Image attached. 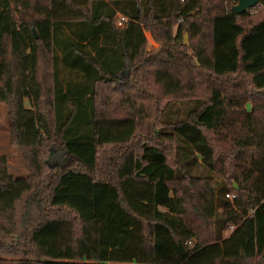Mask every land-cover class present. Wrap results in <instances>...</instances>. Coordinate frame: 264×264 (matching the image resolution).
<instances>
[{"label": "trees", "instance_id": "1", "mask_svg": "<svg viewBox=\"0 0 264 264\" xmlns=\"http://www.w3.org/2000/svg\"><path fill=\"white\" fill-rule=\"evenodd\" d=\"M236 2L0 0V264H264V6Z\"/></svg>", "mask_w": 264, "mask_h": 264}, {"label": "rangeland", "instance_id": "2", "mask_svg": "<svg viewBox=\"0 0 264 264\" xmlns=\"http://www.w3.org/2000/svg\"><path fill=\"white\" fill-rule=\"evenodd\" d=\"M252 11L253 10H250V12ZM184 35L186 36V42H187L188 36L186 33L183 34V37ZM144 36H145V49L144 50L149 52L152 48L156 47L157 43L148 31H144ZM24 104L26 106L28 105L26 99H24ZM56 149L58 150V148ZM0 155L4 156L7 162V170L11 175L21 176L27 173V168H26L24 160L22 159L19 149L16 148L15 146L10 145L8 142L7 117H6V112H5V105L2 102H0ZM197 169H198L197 171H201L202 167L197 166ZM195 170L196 168L192 169V171H195ZM212 175L215 176L218 182L220 181L219 180L220 177L218 174H216L215 172H212ZM227 231H228L227 229L224 230L223 234H226Z\"/></svg>", "mask_w": 264, "mask_h": 264}, {"label": "water", "instance_id": "3", "mask_svg": "<svg viewBox=\"0 0 264 264\" xmlns=\"http://www.w3.org/2000/svg\"><path fill=\"white\" fill-rule=\"evenodd\" d=\"M258 0H237V2L231 6L233 13H242L249 8H252ZM33 36L36 37L35 32L32 30ZM183 42H186V36L184 35Z\"/></svg>", "mask_w": 264, "mask_h": 264}, {"label": "built area", "instance_id": "4", "mask_svg": "<svg viewBox=\"0 0 264 264\" xmlns=\"http://www.w3.org/2000/svg\"><path fill=\"white\" fill-rule=\"evenodd\" d=\"M233 0H231L232 2ZM264 6V0H258L257 3L252 7V8H249V9H254V8H260V7H263ZM248 9V10H249ZM124 21L123 17L121 16H117V19H116V25L117 26H121L122 25V22ZM225 195L229 198H232L234 196L233 193H225Z\"/></svg>", "mask_w": 264, "mask_h": 264}]
</instances>
